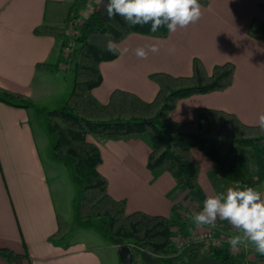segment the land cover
<instances>
[{"label":"crops","instance_id":"obj_1","mask_svg":"<svg viewBox=\"0 0 264 264\" xmlns=\"http://www.w3.org/2000/svg\"><path fill=\"white\" fill-rule=\"evenodd\" d=\"M71 1L0 0V89L25 96L31 105L20 109L0 103V251L18 256L19 264H121L113 254L119 246L108 239L101 222L98 227L90 226L91 222L76 224L62 239L51 240L57 231V217L76 219L79 191L72 174L66 173V185L59 180L63 162L53 158L50 146L47 149L49 132L38 135L36 105L57 91L56 79L69 70L76 44L68 54L62 40L35 36L34 30L40 26L66 30ZM199 3L203 15L197 23L163 38L133 34L121 42L117 47L129 51L100 65L102 84L92 92L94 102L106 105L116 90L152 102L158 87L150 81L151 74L188 77L196 58L208 73L216 65L232 63L235 76L229 89L180 101L171 119L187 123L195 110L210 109L258 126V116L264 113V42L256 38L252 25L264 22V0ZM150 44H158L160 51L149 52L147 59L136 57L135 48ZM38 64H58L59 72L39 73ZM87 139L100 150L99 172L108 181V194L126 201L128 215L161 216L183 224L184 231L202 232L212 226L196 227L184 219L185 212L202 210L207 196L238 185L224 181L208 158L193 151L200 175L198 188L189 192L178 187L168 173L148 170L149 142ZM254 188L264 196V183H256ZM216 222L232 228L227 221L218 218ZM85 234L89 239H82ZM235 234L232 228L230 235ZM247 260L256 264L253 254ZM0 264L11 263L0 254Z\"/></svg>","mask_w":264,"mask_h":264},{"label":"trees","instance_id":"obj_2","mask_svg":"<svg viewBox=\"0 0 264 264\" xmlns=\"http://www.w3.org/2000/svg\"><path fill=\"white\" fill-rule=\"evenodd\" d=\"M88 0H72L69 15L85 10ZM105 0H100L79 27L72 54L74 85L64 105L45 114L46 127L52 137L53 153L67 157L75 182L81 184L76 218L79 224L100 221L108 239L117 246H128L133 264H144L140 255L150 254L161 264H191V260L211 258L219 264H246V257L232 255L229 247L203 251L192 246L181 253L172 250L173 228L184 231L183 224L161 216L145 213H126V201H117L108 194V181L99 172L102 163L100 150L88 137L101 141H147L150 155L148 170L155 174L168 173L176 185L193 192L198 188L200 164L193 151L202 153L217 168L220 177L229 184L254 188L264 183V134L258 126H248L233 114L224 111L197 109L187 123H176L171 114L180 101L193 96L224 92L234 82L235 66L225 63L208 73L199 59L192 62L188 77L154 73L150 81L158 87L152 102H144L135 94L116 90L106 105H98L92 92L102 84L100 65L116 60L119 53L106 50L109 39L117 46L128 36L136 34L149 38H163L169 32L161 28L150 32V25L130 27L123 18L107 17ZM264 9V6H263ZM256 38L264 42V22H255ZM38 37H52L66 41V30L40 26L34 30ZM36 71L56 75L58 64H38ZM0 103L14 108L28 109V99L20 94L0 89ZM57 231L52 241L68 234L70 226L57 217ZM11 264H19V257L0 251ZM256 264H260L257 262Z\"/></svg>","mask_w":264,"mask_h":264},{"label":"clouds","instance_id":"obj_3","mask_svg":"<svg viewBox=\"0 0 264 264\" xmlns=\"http://www.w3.org/2000/svg\"><path fill=\"white\" fill-rule=\"evenodd\" d=\"M199 0H108L105 5L109 18L120 16L130 27L150 25V32L161 28L175 33L178 28H187L202 18ZM106 50L112 54H126L129 49H120L109 39ZM160 46L150 44L137 47L136 57L147 59L149 52L158 53ZM259 134H264V113L258 116ZM227 221L236 234L227 243L231 250L241 246L254 247L264 256V196L257 189L247 185L228 187L226 191L207 196L202 210L192 213L190 219L196 227L215 226L217 219Z\"/></svg>","mask_w":264,"mask_h":264},{"label":"built area","instance_id":"obj_4","mask_svg":"<svg viewBox=\"0 0 264 264\" xmlns=\"http://www.w3.org/2000/svg\"><path fill=\"white\" fill-rule=\"evenodd\" d=\"M100 0H88L85 10L72 14L71 19L68 21L66 28V39L68 40V48L65 49V53L70 54L72 52V47L74 45V38L78 34L79 27L83 23L87 14L92 11L95 5L98 4ZM194 213V211L185 212L184 219L191 220L190 217ZM173 236L171 240L172 250L176 253H181L183 250H186L192 246H199L203 251H209L212 249H221L230 246L227 241L231 236L232 228L224 225L222 223H215L214 227H208L206 230L202 232H191V231H183L181 232L179 228L174 227ZM232 255H242L246 258L253 254L255 256V263L260 262L264 259V256L258 254L254 247H243L241 246L237 250H231ZM246 264H250L246 259Z\"/></svg>","mask_w":264,"mask_h":264},{"label":"rangeland","instance_id":"obj_5","mask_svg":"<svg viewBox=\"0 0 264 264\" xmlns=\"http://www.w3.org/2000/svg\"><path fill=\"white\" fill-rule=\"evenodd\" d=\"M96 6V5H95ZM95 8V7H94ZM70 15V19H71ZM68 40L66 39L65 41V45H64V51L66 48H68ZM75 48L73 49L74 51H77L78 46H74ZM73 48V47H72ZM57 83L55 84V88L57 89V91L53 92V96L48 99V100H44L40 103H38L36 105V118L38 119L37 123H38V135H41V132L45 130H47L46 127V118H45V114L57 110L59 108H61L63 105L60 104L61 102L65 101L66 99H68V97L70 96L72 89H73V85H74V65H73V59L70 63V68L69 70H64L62 71L59 76L57 77ZM63 99V100H62ZM62 105V106H61ZM48 133V130H47ZM46 141H47V149L48 146H50L51 148V139H50V135L49 133L46 135ZM53 143V141H52ZM51 153H53V150L51 151ZM53 158H56L54 153L52 154ZM59 160H61L62 163V176H60L59 180L66 185V183H68V178L66 177V173L72 174L71 171V165H70V160L67 157H63V158H59ZM58 160V162H59ZM61 164V163H60ZM72 176V175H71ZM72 179H74L73 177H71ZM75 182V180H74ZM75 184L78 187V191H79V195H80V191H81V184L75 182ZM72 216V215H71ZM66 223L69 224V226L71 227V230H73L74 227H76V224H79V222L77 221V218L75 219L74 216L70 217L68 220L65 218H62ZM90 226L92 227H98L100 226V221H92L90 223ZM94 233V232H91ZM82 239H89V237L87 236V234L83 235ZM116 254V258H118L117 253H113ZM114 256V255H113ZM242 256V255H240ZM111 258H108V261ZM247 259V258H246ZM118 260V259H117Z\"/></svg>","mask_w":264,"mask_h":264},{"label":"water","instance_id":"obj_6","mask_svg":"<svg viewBox=\"0 0 264 264\" xmlns=\"http://www.w3.org/2000/svg\"><path fill=\"white\" fill-rule=\"evenodd\" d=\"M105 2L107 4L108 0H105ZM117 254L121 264H133V255L131 249L128 246H119L117 249ZM140 258L144 264H161L160 261H158L157 259H155L146 252H142ZM191 264H219V263L211 258H204L202 260L192 259Z\"/></svg>","mask_w":264,"mask_h":264}]
</instances>
